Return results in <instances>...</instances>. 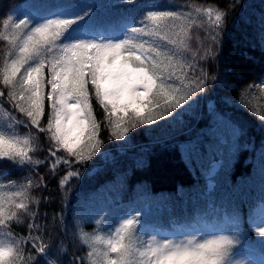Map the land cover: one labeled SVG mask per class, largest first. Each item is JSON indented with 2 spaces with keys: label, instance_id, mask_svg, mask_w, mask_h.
Listing matches in <instances>:
<instances>
[{
  "label": "snow or ice",
  "instance_id": "1",
  "mask_svg": "<svg viewBox=\"0 0 264 264\" xmlns=\"http://www.w3.org/2000/svg\"><path fill=\"white\" fill-rule=\"evenodd\" d=\"M91 8L73 3L39 18L0 19V162L28 173L22 180L7 171L0 175V264H242L234 252L239 227L233 235L146 238L139 217L131 215L111 224L99 217L92 233L77 222L71 235L84 254H69L67 262L49 259L57 249L69 251L53 237L69 235L63 208L81 167L100 151L102 130L124 140L132 129L167 119L202 93L209 73L200 61L215 59L228 15L218 6L194 3L175 10L146 6L120 35L109 36L88 28ZM194 28L205 31L207 44L194 37ZM253 89L264 97L261 82L242 92L240 103L264 121ZM94 102L103 110L101 119ZM21 125L28 129L24 134ZM39 152L46 153L43 159L34 155ZM44 168L52 176L66 172L59 177L61 211L51 216L38 211L35 194L48 187ZM233 216L239 224L238 209ZM249 219L264 237V204ZM20 226L27 235L15 231Z\"/></svg>",
  "mask_w": 264,
  "mask_h": 264
},
{
  "label": "trees",
  "instance_id": "2",
  "mask_svg": "<svg viewBox=\"0 0 264 264\" xmlns=\"http://www.w3.org/2000/svg\"><path fill=\"white\" fill-rule=\"evenodd\" d=\"M54 1L0 0V19L7 15L39 18L62 5L84 3L92 5L94 13L90 30L118 36L125 24L123 16H138L146 6L175 10L194 3L218 6L228 15L215 59L200 61L209 73L202 93L167 119L132 129L124 140L110 139L111 133L102 130L104 143L92 160L77 165L81 175L63 208L69 235L53 237L54 244L63 240L69 251L60 254L57 249L49 259L67 262L69 254H84L85 249L71 235L77 222L92 233L99 217L111 224L131 215L139 217L146 238L233 235V228L239 227L236 259L264 264V237L249 219L264 204V121L240 103L242 92L264 82V0ZM113 17H120L121 22L108 23ZM193 33L208 43L203 29L194 28ZM253 91L258 97L253 103L260 105L264 115V97ZM94 108L101 119L103 110L95 102ZM223 124L227 126L222 129ZM18 131L24 134L28 129L21 125ZM39 136V143L46 146L47 138L43 133ZM34 155L43 159L46 153ZM215 166H219L216 171ZM5 171L15 180L28 175L11 162H0V175ZM41 174L48 187L35 193L41 199L38 211L51 216L61 211L59 177L66 172L58 170V175L52 176L44 168ZM237 209L239 224L233 223L238 220L233 216ZM15 231L27 235L24 226Z\"/></svg>",
  "mask_w": 264,
  "mask_h": 264
},
{
  "label": "rangeland",
  "instance_id": "3",
  "mask_svg": "<svg viewBox=\"0 0 264 264\" xmlns=\"http://www.w3.org/2000/svg\"><path fill=\"white\" fill-rule=\"evenodd\" d=\"M57 1V0H56ZM53 2H55L54 0H53ZM58 3H62L63 2V0H58L57 1ZM130 11V10H129ZM132 11H130V13H131ZM126 13V12H125ZM129 19H130V17H128L126 14L123 16V21H125V23H127V22H129ZM121 22V19H120V17H118V18H115V17H113V18H111V19H109V22L108 23H120ZM225 126H227V125H225V124H223V126H222V129L225 127ZM221 138H223V136L221 135L220 136ZM219 169V166H215L214 167V171H216V170H218ZM242 264H251V263H248V262H242Z\"/></svg>",
  "mask_w": 264,
  "mask_h": 264
}]
</instances>
